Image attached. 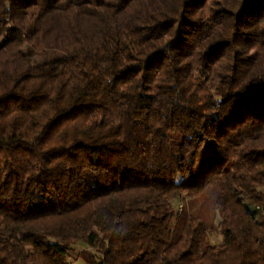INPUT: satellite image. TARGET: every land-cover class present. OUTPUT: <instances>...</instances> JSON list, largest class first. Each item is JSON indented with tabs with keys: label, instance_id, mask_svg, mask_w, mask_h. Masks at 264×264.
I'll use <instances>...</instances> for the list:
<instances>
[{
	"label": "trees",
	"instance_id": "16d2710c",
	"mask_svg": "<svg viewBox=\"0 0 264 264\" xmlns=\"http://www.w3.org/2000/svg\"><path fill=\"white\" fill-rule=\"evenodd\" d=\"M80 243L264 264V0H0V264Z\"/></svg>",
	"mask_w": 264,
	"mask_h": 264
},
{
	"label": "rangeland",
	"instance_id": "374dc122",
	"mask_svg": "<svg viewBox=\"0 0 264 264\" xmlns=\"http://www.w3.org/2000/svg\"><path fill=\"white\" fill-rule=\"evenodd\" d=\"M23 52L30 58L32 63L36 65H41L45 63H50L52 61L63 59L67 56L65 51L53 49V50H37L35 48H32L29 45H25L23 47ZM218 219H216V222L218 223ZM222 236L219 232L212 233L211 240L214 244L219 243ZM87 248L85 244H77L74 245V249L71 253V259L73 264H81L82 257L81 252Z\"/></svg>",
	"mask_w": 264,
	"mask_h": 264
}]
</instances>
